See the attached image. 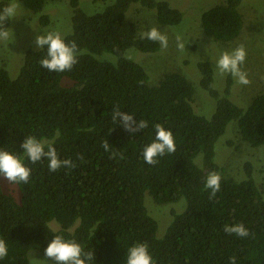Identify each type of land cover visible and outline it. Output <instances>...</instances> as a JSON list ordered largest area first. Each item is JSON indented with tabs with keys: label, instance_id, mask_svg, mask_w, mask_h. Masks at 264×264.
Instances as JSON below:
<instances>
[{
	"label": "trees",
	"instance_id": "trees-1",
	"mask_svg": "<svg viewBox=\"0 0 264 264\" xmlns=\"http://www.w3.org/2000/svg\"><path fill=\"white\" fill-rule=\"evenodd\" d=\"M18 1L38 13L56 0ZM241 1L225 0L204 11V34L220 42L237 37L243 25ZM9 2L0 0V10ZM68 3L71 32L62 38L75 41L82 53L71 71L43 68L39 62L46 48L26 50L14 79L0 68V150L21 156L31 169L28 183L6 180L10 192L0 183V239L8 246L0 264H29L30 251L55 264L45 249L56 235L92 251L89 264H126L127 250L137 243L148 245L155 264H230L233 257L235 264H264V197L250 165L244 180L221 176L220 191L211 199V190L204 187L208 173L220 170L215 144L231 121L236 120L242 141L264 148V94L243 110L227 98L231 83L217 92L212 65L199 62V85L216 105L210 119L197 115L193 87L184 75L166 73L150 86L145 69L125 56L129 48L143 53L160 49L158 42L141 39L126 20L132 4L154 10L161 26L178 25L179 10L159 0H115L87 15L79 0ZM40 23L47 25L48 17L42 15ZM102 54L114 59H97ZM115 109L147 121L148 127L126 131L113 121ZM156 124L172 131L176 151L158 157L153 166L144 161L143 149L154 141ZM28 136L51 143L58 157L75 167L50 172L47 159L31 163L20 147ZM145 194L161 205L185 202L162 238L144 205ZM237 223L249 230L248 237L223 231L226 224Z\"/></svg>",
	"mask_w": 264,
	"mask_h": 264
},
{
	"label": "rangeland",
	"instance_id": "rangeland-1",
	"mask_svg": "<svg viewBox=\"0 0 264 264\" xmlns=\"http://www.w3.org/2000/svg\"><path fill=\"white\" fill-rule=\"evenodd\" d=\"M115 0H79V8L87 15L103 10ZM165 1L170 7L182 13L181 22L176 26H161L158 24L154 10H148L139 4H132L126 12V20L132 22L138 34L151 27L157 28L168 38L167 48L160 46L155 53H143L135 48L126 50L125 56L141 65L149 77V85H156L166 73L177 72L184 75L192 84V108L200 116L210 119L215 110V101L199 85L197 63L207 61L214 70L213 87L217 92H223L226 83H231L227 98L237 107L245 110L251 100L264 94V0H242L238 11L243 25L237 37L229 42L215 41L204 34L200 26V18L204 11L219 5L225 0H159ZM19 2V1H18ZM16 18L9 22L8 40H0V68H3L11 79L17 76L24 52L28 49H38L35 44L37 35L48 32L59 33L61 37L71 32V9L68 0L47 1L43 9L34 13L27 10L20 2ZM48 17V24L42 26L40 17ZM177 37L185 44V49L178 48ZM243 46L247 56L242 69L250 80L248 85L237 83V78L231 74H219L215 62L220 55L231 52L238 46ZM97 59L109 60L114 56L102 54ZM111 61V60H110ZM215 163L220 170V176L235 181L246 178L245 167L250 165L251 175L264 197V148L250 147L242 141L238 134L236 120L231 121L224 134L215 144ZM200 165V159H195ZM6 178L1 176L0 183L6 191L12 187L5 185ZM184 201L176 204H157L145 194L144 205L148 213L157 221V237L162 238L172 221L173 213L180 212ZM57 225L56 223H54ZM58 226V225H57ZM52 228V227H51ZM54 230V228H52ZM29 264H51L42 254L30 251Z\"/></svg>",
	"mask_w": 264,
	"mask_h": 264
},
{
	"label": "clouds",
	"instance_id": "clouds-1",
	"mask_svg": "<svg viewBox=\"0 0 264 264\" xmlns=\"http://www.w3.org/2000/svg\"><path fill=\"white\" fill-rule=\"evenodd\" d=\"M18 0H10V2L0 10V40H8L9 29L5 28V22L16 18L20 9ZM141 39H148L158 42L162 48H167L168 38L157 28L151 27L147 31L141 33ZM178 48L185 49V44L180 42L177 37ZM35 44L42 50L46 48V56L40 60V65L50 72L71 71L73 66L78 63V56L82 53L78 50L75 41L69 43L61 37L59 33L48 32L47 34L37 35ZM246 50L241 45L234 48L231 52H223L219 59L215 62V67L219 74H231L237 78V83L248 85L250 80L247 73L242 69L246 61ZM113 121H119L126 131L136 133L148 127V122L139 120L137 122L132 114H127L119 109H115L112 114ZM20 147L24 150L23 155L31 163H36L42 159L48 160L50 172H55L61 167L73 168L75 165L70 159H60L55 147L48 143L38 140L34 136H28L24 139ZM47 147V151H45ZM102 147L107 152L110 150L109 143L104 142ZM176 151L175 138L171 130H167L163 125H155V139L143 149V159L149 165H157L158 157H163L166 153L171 154ZM117 153L113 152L112 157L115 158ZM123 159V153L119 154ZM0 175L4 176L10 183L19 184L21 182L28 183L31 176V169L25 166L23 158L6 150H0ZM221 176L216 172L208 173L205 179V189H210L209 198L215 197L221 188ZM223 231L238 237H248L249 230L242 224L233 225L226 224ZM46 257L50 258L55 264H89L93 260V252H86L83 247L75 240H65L62 236L56 235L45 249ZM8 256V246L4 239H0V260ZM126 264H155L150 254L149 247L146 243H137L127 250ZM230 264H235L233 257Z\"/></svg>",
	"mask_w": 264,
	"mask_h": 264
}]
</instances>
